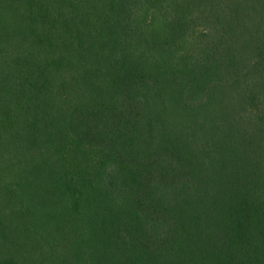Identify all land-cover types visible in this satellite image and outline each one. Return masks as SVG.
<instances>
[{"label": "trees", "instance_id": "1", "mask_svg": "<svg viewBox=\"0 0 264 264\" xmlns=\"http://www.w3.org/2000/svg\"><path fill=\"white\" fill-rule=\"evenodd\" d=\"M0 264H264V0H0Z\"/></svg>", "mask_w": 264, "mask_h": 264}]
</instances>
